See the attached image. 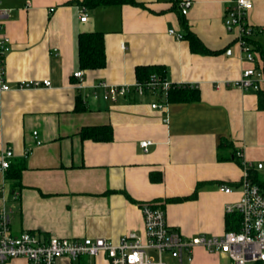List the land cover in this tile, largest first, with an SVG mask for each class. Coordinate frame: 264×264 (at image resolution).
I'll return each mask as SVG.
<instances>
[{
	"label": "crops",
	"instance_id": "0c3cea01",
	"mask_svg": "<svg viewBox=\"0 0 264 264\" xmlns=\"http://www.w3.org/2000/svg\"><path fill=\"white\" fill-rule=\"evenodd\" d=\"M69 1L0 0V37L10 47L4 60L10 88L0 92V154L10 149V164L23 166L17 184L0 172V210L8 215V235L27 231L43 238L101 237L115 243L130 231L142 235L139 205L161 201L172 231L185 238L219 236L226 230L224 206L238 198L242 178L235 160L216 159L219 141L230 142L245 162L264 163V110L257 109L256 92L231 84L245 68L259 67L261 58L255 51L257 62L246 60L235 31L224 26L231 0H134L142 6L93 9ZM251 2L245 22L264 27V0ZM180 18L208 50L219 53H192L186 39L168 34L169 29L184 34ZM94 31L103 35L105 65L78 69L76 36ZM252 40L264 48V33ZM140 65L162 67L169 84L196 89L197 100L153 109L159 97L149 93L115 103L92 99L97 81L134 84V68ZM80 70L77 88L72 73ZM21 80H49L50 86L17 90ZM77 97L82 111H74ZM97 125L111 128L110 141L78 135L82 127ZM142 140L151 143L147 151L139 147ZM252 171L264 175L263 169ZM221 184L233 192L220 191ZM6 264L29 263L13 258ZM59 264L107 260L85 256Z\"/></svg>",
	"mask_w": 264,
	"mask_h": 264
},
{
	"label": "built area",
	"instance_id": "2783aa9c",
	"mask_svg": "<svg viewBox=\"0 0 264 264\" xmlns=\"http://www.w3.org/2000/svg\"><path fill=\"white\" fill-rule=\"evenodd\" d=\"M252 7L251 0H231L225 9L223 24L235 31L236 41L241 46L243 54L249 62L256 63L257 55L249 43L256 34L264 33V27H253L245 22V14ZM179 12L186 14V2L179 6ZM4 11H0V15ZM79 20L86 21L84 8L79 10ZM168 34L182 39V34L169 29ZM6 37H0V92L9 90L5 77V55L10 50ZM247 67L242 70L239 79L232 81V86L241 90H262L264 92V70L260 67ZM79 80L76 85L81 88L82 71L72 73ZM49 80H21L17 90L49 87ZM165 79L156 74L150 75L147 81L134 84L108 85L97 81L91 85V97L100 98L109 103H115L128 95L141 96L151 94L159 97V102L151 104L153 109H163L167 105L166 94L171 89ZM35 145L40 144L36 132H32ZM150 141L142 140L139 147L147 151ZM30 148L25 149L24 156ZM241 160L242 178L238 186L239 196L232 203H226L224 213L236 217L231 222L233 229L225 230L219 236L195 235L185 238L177 231H172L166 222L164 203L159 201L144 202L139 205L143 231L142 235L130 231L121 235L115 243L104 238L66 239L57 236L43 238L35 233L23 232L17 236H9L8 215L0 211V264H6L13 258H23L29 264H59L61 259L69 262L80 257H98L104 255L107 264H190L193 259V249L200 247L211 253L225 256L231 264H264V188L253 182L248 175V169L264 170V163L251 164L242 160L241 151L235 152ZM10 149L0 154V172L8 169ZM219 190L230 194L233 190L226 184H221ZM170 259L166 260L165 258Z\"/></svg>",
	"mask_w": 264,
	"mask_h": 264
},
{
	"label": "trees",
	"instance_id": "16d2710c",
	"mask_svg": "<svg viewBox=\"0 0 264 264\" xmlns=\"http://www.w3.org/2000/svg\"><path fill=\"white\" fill-rule=\"evenodd\" d=\"M68 5H81L82 7H86L89 9H93L98 6H109L116 5L121 6L123 4H130L133 6H142L141 3H137L134 0H72L66 2ZM179 24L182 27L184 34H182V39H186L189 43V49L192 53L195 54H203V55H214L219 53V51H210L208 50L200 40L195 36V34L186 27V22L183 18L179 19ZM250 45L253 50L260 55L261 58V68L264 70V48L258 45L255 40L250 38ZM76 45V60L78 69L84 70H95L98 68H102L105 65L104 59V44H103V35L99 31L94 32H79L76 36L75 40ZM135 80L137 83L147 81L150 75H157L161 79H165L164 71L162 67L159 66H147L140 65L134 68ZM170 90L166 94L167 103H171L173 101L177 102H186V101H195L198 98V91L196 89H189L190 87H181L178 85L171 84ZM257 96V109L264 110V92L262 90L256 92ZM74 111H82L84 110V105L80 104V99L77 97L75 103ZM81 139H91L93 141H110L112 139L111 128L106 125H97L95 127H82L79 131ZM217 155L216 159L218 161H228L235 160L241 166V160L236 156V150L233 148V145L226 140H220L217 145ZM8 169L5 171L4 178L7 180H11L14 184L18 183L19 174L23 169V166H17L16 164L8 165ZM253 169H248V175L251 176L253 182L257 183L262 189L264 188V177L263 179L256 175ZM197 190V188H196ZM195 197V193H193L188 198ZM188 198H176L174 200L181 201ZM236 217L226 216V230L233 229L231 227V222L236 221Z\"/></svg>",
	"mask_w": 264,
	"mask_h": 264
},
{
	"label": "rangeland",
	"instance_id": "374dc122",
	"mask_svg": "<svg viewBox=\"0 0 264 264\" xmlns=\"http://www.w3.org/2000/svg\"><path fill=\"white\" fill-rule=\"evenodd\" d=\"M263 176H261V178L263 179ZM181 235V234H180ZM183 236V235H181ZM184 237V236H183ZM193 237V236H192ZM195 248L193 249V258L195 256V259L193 261L190 262V264H231V262L225 257V259L223 257H221L219 254L216 253H211L209 251H205V253L202 251L201 253H197V251L195 252ZM196 255H195V254ZM166 260H169L167 257L165 258ZM172 264V262H169ZM186 264V263H183Z\"/></svg>",
	"mask_w": 264,
	"mask_h": 264
}]
</instances>
